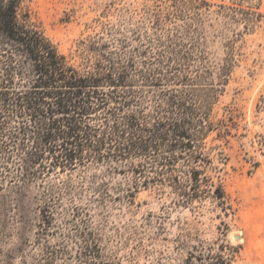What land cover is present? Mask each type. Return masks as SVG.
<instances>
[{
    "label": "rangeland",
    "instance_id": "374dc122",
    "mask_svg": "<svg viewBox=\"0 0 264 264\" xmlns=\"http://www.w3.org/2000/svg\"><path fill=\"white\" fill-rule=\"evenodd\" d=\"M196 1L204 4L194 3V9L183 5V15L192 18L211 65L233 61L213 106V130L205 141L206 151L212 148V163L204 173L222 187L226 209L211 198L187 207L175 205L170 188L160 185L138 189L129 203L122 189L127 188L130 173L106 175L102 166L69 174L52 172L42 181L24 184L15 170L7 176L0 169V264H89L78 259L82 245L78 234L84 223L90 244L96 242L99 264H185L209 251L223 254L227 264H264V0ZM175 2L185 3L30 0L23 9L59 54L78 63L83 41H98L107 51L119 49L123 42L126 56L145 51L146 41L156 33L184 23ZM135 59L141 63L139 54ZM91 177L97 184L107 182L109 194L120 199L90 202L87 222L73 217L71 197L65 196L51 224L42 226L39 204L44 184L62 187L70 178L74 203L86 207L93 198ZM119 186L123 188L116 191Z\"/></svg>",
    "mask_w": 264,
    "mask_h": 264
},
{
    "label": "trees",
    "instance_id": "16d2710c",
    "mask_svg": "<svg viewBox=\"0 0 264 264\" xmlns=\"http://www.w3.org/2000/svg\"><path fill=\"white\" fill-rule=\"evenodd\" d=\"M28 1L0 0V169L7 176L15 170L24 184L52 172L102 166L106 175L130 173L127 188L115 189H122L129 203L138 189L160 185L170 188L175 205L211 198L226 209L222 187L204 173L212 163L205 141L233 61L211 65L192 18L182 9L204 1L175 2L184 23L156 33L143 52L126 56L123 42L107 51L98 41H83L78 63L59 54L23 9ZM88 184L93 198L86 207L74 203L70 178L62 187L44 184L42 226L51 224L65 196L71 197L73 217L86 221L91 203L120 199L109 194L107 182L97 184L91 177ZM83 227L78 259L99 264L96 242L90 244L88 225ZM190 261L185 264H227L223 254L212 251Z\"/></svg>",
    "mask_w": 264,
    "mask_h": 264
}]
</instances>
